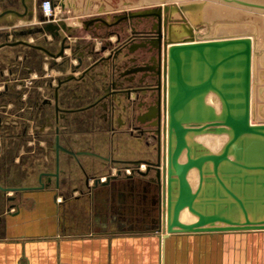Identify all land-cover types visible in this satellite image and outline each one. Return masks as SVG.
Listing matches in <instances>:
<instances>
[{
	"label": "crops",
	"instance_id": "obj_1",
	"mask_svg": "<svg viewBox=\"0 0 264 264\" xmlns=\"http://www.w3.org/2000/svg\"><path fill=\"white\" fill-rule=\"evenodd\" d=\"M44 1L0 0V44H5L0 48V62L12 59L13 46L29 44L36 48L33 53L42 55L38 39L23 30L46 24L39 20L45 15ZM55 1L58 5L52 11L62 18L59 23L67 26L62 34L79 35L77 39L83 42L80 55L99 49L103 43H113L103 55L105 61L87 72L84 82H92L103 73L106 78L125 77L126 83L123 79L120 83L130 88L157 74L152 64L158 66V62L142 67L133 63L134 58L145 55L150 41L139 25L143 21L109 25L114 23L112 15L116 11L141 0ZM70 56L71 50L66 49L53 62ZM86 56V61L91 62L92 55ZM75 62L70 59L68 64ZM48 66L44 63L42 74L33 71L32 78L44 82L50 79L55 84L58 76L70 74L69 68L62 71ZM7 67L3 68L5 75ZM81 74L82 70L75 73ZM159 81L164 88L168 85L164 74ZM122 101L116 98L117 104ZM129 105L132 113V100ZM155 112L145 106L138 121L151 122ZM124 116L112 118V126L117 127L114 132L107 125L94 129L81 122V128L71 137L64 136L59 150L50 146L40 152L22 148L13 155L11 164L7 154L0 158V185L6 188H0V264H264V243L253 241V237L244 243L236 242L232 236L211 242L207 233L183 231L172 225L173 212L169 222L167 203H163V189L168 186V176L163 172L168 153L167 130L157 146H150L128 132ZM67 144L71 146L68 149ZM186 152L179 158L182 163L187 161ZM142 159L161 160L160 167L140 173L135 163ZM160 172L161 179L157 177ZM189 174L188 181L195 190L199 179L193 184ZM184 210L195 216L185 207L178 215L179 221L192 224L193 219L182 217ZM170 223L173 231L169 230Z\"/></svg>",
	"mask_w": 264,
	"mask_h": 264
},
{
	"label": "rangeland",
	"instance_id": "obj_2",
	"mask_svg": "<svg viewBox=\"0 0 264 264\" xmlns=\"http://www.w3.org/2000/svg\"><path fill=\"white\" fill-rule=\"evenodd\" d=\"M193 1L203 2V7L194 10H186L184 12L178 10L177 7L180 4ZM246 1L264 4V0ZM165 6H170L171 10L167 12L164 9ZM139 12H161L163 21L165 16L168 17V24L166 26L164 24L162 25V32L163 34H167L168 39L174 41L184 40L189 36L190 32L195 34V38L199 37L200 39L203 37L211 38L243 34L249 35L253 43V49L255 47L256 50L260 51L259 54H255L254 51H252L249 90L246 88L247 58L246 55L243 56V60L245 61L243 62L241 71L242 90L239 92L242 99H236V103H240L241 106H224L219 94L210 91L203 97L199 104L192 105L191 102V104L187 106L191 111L189 113L193 112L197 116L195 118L190 117L189 119H185V121H182L179 128L187 131V144L194 151V156H197V154L204 155L207 154V152L219 153L224 147L226 150V160L219 169V176L218 173L215 172L212 163L209 167L206 166L204 168V178L206 182L204 191L207 193L200 195L198 198V201L201 202L200 204L203 202L204 207L207 205L206 201L209 200L210 203L207 209H209L208 212L212 217H224L225 220H214L213 223L210 224L211 229L201 233L209 234L211 242L220 241L221 239L223 240L224 237L232 236V238H235L234 240L236 242L239 240L240 242L243 241V243L249 242V237H253V241L263 244L264 99H262V96H264V91L260 93L259 88L261 86L264 87V9L249 7L236 2H226L224 0H141L139 4L131 5L123 11H116L112 15V19H115L117 22L121 17ZM125 20H131V22L133 20L143 21L139 25L146 30V38L150 40L146 47V60L149 63L148 58L151 57V63H157V57L160 51L162 54V66L164 68L166 62L165 56L168 52L166 53L164 42L162 44L160 40V45L158 42H155L159 30L158 17L149 15L141 18L131 17ZM125 20L119 21L117 24ZM190 28H192L193 31L190 30ZM168 47H170V45ZM245 50L246 47L243 46V54ZM129 64H131V62H129ZM67 75L68 74H66V76ZM103 84V76H98L96 81L92 83V87L87 83V85L80 90H75L74 88L66 90L63 95L65 106L70 107L71 105V107H75L81 105L82 107H86L93 97L98 95ZM163 90V95L165 97L166 92L164 87ZM234 92L238 94L237 90L226 91V94L228 97H231ZM151 100H153V98H151ZM231 102L235 103L233 99L230 100V105ZM209 107H212L214 112L221 117H227L230 110L234 116L240 114L242 118L237 119L241 120V133H239V135L235 134L233 125H229L228 123L223 126V132H220L222 126L208 127V123L211 120L203 118V116L207 114ZM100 108L102 107L82 112V118H95L96 114H101ZM249 112V125L258 128L259 132L257 133H251L246 130L244 119L245 115ZM70 116L71 115H69V117ZM167 121L168 118L164 112V131L168 124ZM231 121L234 120L231 119ZM72 122L73 121L70 119L67 121V124L72 126ZM224 122L229 121H227V118H224ZM103 124L104 123L101 122L98 123V127H101ZM94 126L96 127L97 124H94ZM186 151L185 149L184 152ZM182 159H186L185 154L182 156ZM199 177V170L193 168L190 171L189 179L193 184H196V180H198ZM218 177L225 183L224 188L222 183L219 182ZM182 217L195 221L197 216L192 217L184 210Z\"/></svg>",
	"mask_w": 264,
	"mask_h": 264
},
{
	"label": "flooded vegetation",
	"instance_id": "obj_3",
	"mask_svg": "<svg viewBox=\"0 0 264 264\" xmlns=\"http://www.w3.org/2000/svg\"><path fill=\"white\" fill-rule=\"evenodd\" d=\"M48 1L51 3L52 10L58 5V2L55 0ZM53 16L54 19L48 21L44 26H34L23 30L27 35L38 39L41 45L39 43L36 44L42 49V55L33 53L36 48L30 45H22L21 48L13 46L12 53L10 54L12 59H4V61L0 62V158L7 154L10 156L9 162L11 164L13 155L22 148L27 150L35 149L40 152L49 146L58 148V143L60 144L59 148H61L64 145H61V140L64 139V136L71 137L74 131L81 128V122L88 123L89 127L95 129L94 124L98 126V123L102 121L101 123L104 124L98 127L99 129H104L105 125H107L108 129L110 131L114 129V132L117 127L112 126V118L123 114L125 115L126 122L124 126H126L129 133L135 137L143 138L150 146H157L160 143L159 139L161 135L164 134L165 126V97L163 95V84L159 81L161 76H163V66L160 65V58L157 57L158 66L152 64V68L156 67L157 74L147 78L146 82H143L141 85L129 88V86L123 85L126 83L125 77L122 78V76L117 75L106 78L101 73L98 76H103L104 84L98 95H95L86 107H82L81 105L66 107L63 102L65 91L73 88L80 90L87 83L91 86L98 77L92 82H84L87 72L104 62L106 59L103 56L104 53L107 50H111L112 47L109 46L103 53H98L100 48L88 50L89 52L86 55H92V61L87 62V56L78 53L83 46V42L77 39L79 35H63L61 30L66 29L67 26L59 23L62 18L58 15L56 16L53 13ZM111 24L113 23H109V25ZM42 27L48 29L41 33L39 30ZM105 44L103 43L101 46ZM6 47L10 46L6 45ZM66 49L71 50V56L66 59L63 58L60 62H53V59L61 57ZM20 56H22L21 59L19 58ZM139 56V58H134L133 63L139 64L138 67H142L143 64L148 63L146 60L147 54ZM150 58H148L149 62H152V58ZM70 59H74L76 62L69 65L68 61ZM44 63L50 65L48 69L55 67L65 71L69 68L70 74L58 76L55 84L50 79V81L45 82L41 78L33 79V71L40 74L45 72ZM127 64L129 65V63ZM6 65L8 66L7 75L3 71ZM78 70H82L83 74L76 76L75 73ZM120 79L124 80L123 84L120 83ZM116 98H122L121 105L117 104ZM131 100L134 103L132 113L129 105ZM140 102L143 104L140 105ZM145 106L146 108L150 107L153 112L154 110L156 111V118L147 124L138 121L137 118L140 114H143ZM99 107L103 108H100V115L96 114L95 118H82V112H87L93 108L99 109ZM69 115L71 116L69 117ZM70 119L73 121L72 126L67 124V121ZM66 146L67 149L71 147L69 144ZM142 160H137V163H135L138 164L137 169L139 171L146 173L153 167H160V165H150ZM142 166H145L144 169H142ZM131 172L133 171L131 170Z\"/></svg>",
	"mask_w": 264,
	"mask_h": 264
},
{
	"label": "water",
	"instance_id": "obj_4",
	"mask_svg": "<svg viewBox=\"0 0 264 264\" xmlns=\"http://www.w3.org/2000/svg\"><path fill=\"white\" fill-rule=\"evenodd\" d=\"M224 1L236 2L245 6L264 9V4L257 2H250L246 0ZM61 6L63 8L64 4H61ZM202 7L203 2L193 1L180 4L177 8L180 12H184L186 10L199 9ZM164 9L168 12L169 10H171V7L165 6ZM149 15H155L158 17L159 30L157 37L159 41L162 38L165 39V50L166 53L168 52L165 56L166 62L163 70V74L168 80V85H166L165 87L166 95L164 99L165 113L168 118L166 129L168 136V153L167 163L163 167V172H166L168 176V186L166 189H163V203H165V201L167 203L169 222H171V213H174L172 225L179 226V229H182L183 231L194 233L206 232L211 229L210 224L213 223L214 220H225V218L211 216V214L208 212L209 209H207V207H209L208 204L210 203L209 200L206 201L207 205H205V207L203 202L202 204H200L201 202L198 201L200 195H204L207 193L206 191H204V188L206 186L204 178V168L206 166L209 167V165H211L212 163L213 167L215 168V172L218 173L219 176V169L222 163H224L226 160V150L224 147V149L219 153L207 152V154L204 155L197 154V156H194V151L187 144V131H185V129L179 128V126L182 121H185V119H189L190 117L195 118L197 116L193 112L189 113L191 111L189 108H187V106H189L191 102L192 105L199 104V102L202 101L203 97L210 91H214L219 94L224 106H241L240 103H236V99H242V96L239 94V92L242 90L241 71L243 68V62L245 61L243 60V56L246 55L247 58L246 88L247 90H249L251 80L252 51H254L255 54H259L260 51L256 50L255 47L253 49V43L250 36L243 34L195 39V34L193 32H190L189 36L184 40L173 41L172 39L167 38L166 33L163 34L162 32V25L164 24L166 26L168 24V17L165 16L163 21L161 12H139L130 14L128 16L119 18L117 22H114L111 25L117 24L119 21L125 20L127 18H141ZM53 19V15H51L50 17L41 15L39 17V20L42 23H47L48 21H51ZM47 29L45 27H42L39 31L42 33ZM190 30H192V28H190ZM112 45L113 43H106L104 46L100 47L98 53H103L109 48V46ZM169 45L170 47H168ZM2 46H5V44H2L0 48ZM243 46L246 47L244 54ZM232 90H237L238 94L234 92L233 96L228 97L226 91ZM263 91L264 87L261 86L259 88V92L262 93ZM232 99L235 101V103L231 102L230 105L229 103ZM262 99H264V96H262ZM208 109L209 111L207 112V114L203 116V118H208V120L212 121H210L211 123H208V127L222 126L221 131H218L223 132V126L228 123L229 125H233L235 134L239 135V133H241V120L237 119L242 118L240 114L234 116L230 110V113L227 114V117H221L216 112H214L212 107H209ZM224 118H227V121L229 122H224ZM231 119H233L234 121H231ZM249 121L250 112L245 115L244 119V122L246 123V130L251 133L259 132L258 128H254L249 125ZM57 145V147L59 148L60 144L58 143ZM185 149L187 150V161L182 163L179 161V158ZM69 152L71 154L74 153L72 151ZM142 161L154 166H159L161 162V160H158L157 162L146 160ZM193 168H197L200 172L199 185L196 190H193L188 181V174ZM140 173L145 174V172L142 171H140ZM157 177L161 179V172L158 173ZM100 180L101 179H98L97 183ZM218 180L222 183V186L224 188L225 183L222 182L219 177ZM87 183L89 185V179H87ZM0 188L6 189L1 185ZM11 199L12 198H10L9 200ZM185 207H188V209L195 216H197V219L192 224L181 223L178 219L180 211ZM172 225L170 223V231H173Z\"/></svg>",
	"mask_w": 264,
	"mask_h": 264
},
{
	"label": "built area",
	"instance_id": "obj_5",
	"mask_svg": "<svg viewBox=\"0 0 264 264\" xmlns=\"http://www.w3.org/2000/svg\"><path fill=\"white\" fill-rule=\"evenodd\" d=\"M42 9L44 10L45 16L50 17L51 15H53V11H52V7H51L50 1L45 0L42 3Z\"/></svg>",
	"mask_w": 264,
	"mask_h": 264
},
{
	"label": "bare ground",
	"instance_id": "obj_6",
	"mask_svg": "<svg viewBox=\"0 0 264 264\" xmlns=\"http://www.w3.org/2000/svg\"><path fill=\"white\" fill-rule=\"evenodd\" d=\"M199 38V37H198ZM203 38H207V37H203ZM196 39V38H195ZM200 39V38H199ZM161 40V39H160ZM251 94V93H250ZM252 97V96H251ZM251 105V104H250ZM251 108V107H250ZM223 139V138H222Z\"/></svg>",
	"mask_w": 264,
	"mask_h": 264
}]
</instances>
